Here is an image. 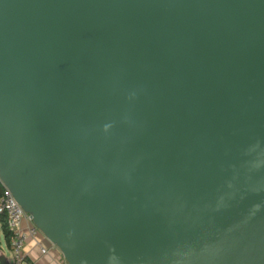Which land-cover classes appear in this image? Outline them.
Here are the masks:
<instances>
[{
	"label": "water",
	"instance_id": "95a60500",
	"mask_svg": "<svg viewBox=\"0 0 264 264\" xmlns=\"http://www.w3.org/2000/svg\"><path fill=\"white\" fill-rule=\"evenodd\" d=\"M0 183L66 264H264V0H0Z\"/></svg>",
	"mask_w": 264,
	"mask_h": 264
},
{
	"label": "built area",
	"instance_id": "2783aa9c",
	"mask_svg": "<svg viewBox=\"0 0 264 264\" xmlns=\"http://www.w3.org/2000/svg\"><path fill=\"white\" fill-rule=\"evenodd\" d=\"M0 193V216L6 217L7 227L11 232V253L13 264H23V249L30 239L40 234L28 215L17 204L10 191L2 184ZM24 224L26 226L24 227ZM45 253V250H42Z\"/></svg>",
	"mask_w": 264,
	"mask_h": 264
},
{
	"label": "crops",
	"instance_id": "0c3cea01",
	"mask_svg": "<svg viewBox=\"0 0 264 264\" xmlns=\"http://www.w3.org/2000/svg\"><path fill=\"white\" fill-rule=\"evenodd\" d=\"M26 224H24V227ZM0 237L1 231H0ZM0 238V257L4 256L8 264L13 263L11 248L5 246L6 250L11 255L12 263L6 255L2 241ZM45 250V253H42ZM23 264H66L58 249L52 246L41 234L30 239L23 249Z\"/></svg>",
	"mask_w": 264,
	"mask_h": 264
},
{
	"label": "trees",
	"instance_id": "16d2710c",
	"mask_svg": "<svg viewBox=\"0 0 264 264\" xmlns=\"http://www.w3.org/2000/svg\"><path fill=\"white\" fill-rule=\"evenodd\" d=\"M1 192H2V186L0 184V193ZM0 231H1V236L3 238V241L5 243V246L11 248L10 241H11L12 234L7 227L6 217L4 215L0 216Z\"/></svg>",
	"mask_w": 264,
	"mask_h": 264
},
{
	"label": "rangeland",
	"instance_id": "374dc122",
	"mask_svg": "<svg viewBox=\"0 0 264 264\" xmlns=\"http://www.w3.org/2000/svg\"><path fill=\"white\" fill-rule=\"evenodd\" d=\"M1 241H2V245H3V247H4V250H5V253H6V255L9 257V261L12 263V259H11V255H9V252L6 250V248H5V243H4V241H3V238H1ZM13 264V263H12Z\"/></svg>",
	"mask_w": 264,
	"mask_h": 264
}]
</instances>
